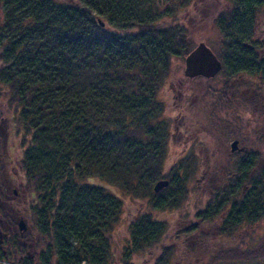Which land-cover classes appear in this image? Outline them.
Wrapping results in <instances>:
<instances>
[{"label": "trees", "instance_id": "trees-1", "mask_svg": "<svg viewBox=\"0 0 264 264\" xmlns=\"http://www.w3.org/2000/svg\"><path fill=\"white\" fill-rule=\"evenodd\" d=\"M192 1L0 0V83L30 135L24 155L37 201L32 208L42 217L58 264H129L164 235L162 224L142 214L122 253H114L111 234L123 204L105 187L149 201L156 211L175 208L186 196L182 164L164 172L169 125L159 95L171 59L192 49L187 29L177 23L178 11ZM228 1L234 10L227 31L218 24L223 38H250L264 0ZM252 163L243 162L207 214L238 194ZM164 176L168 186L154 194ZM94 179L105 187L88 182ZM260 201L251 194L243 214L231 207L229 226L236 229L241 217L256 222ZM162 253L169 258L160 255L155 264H171L172 252ZM211 256L209 264L234 259L226 250Z\"/></svg>", "mask_w": 264, "mask_h": 264}, {"label": "rangeland", "instance_id": "rangeland-1", "mask_svg": "<svg viewBox=\"0 0 264 264\" xmlns=\"http://www.w3.org/2000/svg\"><path fill=\"white\" fill-rule=\"evenodd\" d=\"M228 2V0H194L189 3L188 7H183L178 11L177 23L187 29V37L185 39L189 41L187 43L190 44V48L203 41L205 45L207 44L206 46L211 47L219 59L222 57L223 46L221 40L224 38L218 28V24L221 23L223 25L224 31H227L230 26L229 21L231 18H229L228 13L231 12L233 7H230ZM256 10L252 20L254 21V18H256L259 24L253 26L251 38L256 37L262 40L264 39V6L256 8ZM220 19L225 22H220ZM238 23L240 24V21ZM2 47L0 43V49ZM184 58L171 59V73H169L172 75L170 76L171 79L175 81L183 80ZM170 77L166 79V85H164L163 89L161 88L163 90L162 101L165 100L166 102H164L167 106L165 117L169 125V140L164 172L168 173L179 164H182L181 167L183 169L179 175L182 178L184 177L187 182V194L175 208L156 211L152 209L149 201H137L131 197L124 196L114 188L105 187L95 179L89 180L88 182L92 184L105 187L122 200L123 208L120 221L111 234L112 251L116 254L122 253L121 251L130 241V229L133 222L137 221L140 215L145 214L151 222L162 224L165 232L155 246L134 256L129 264H155V260L160 255L166 261L169 255L162 252H172L171 264H209L211 255L220 250H226L234 258L221 264H264V136L262 135L258 140L260 156L257 159L260 160L252 161L251 169L242 178L243 182L238 194L231 196L227 203H224V207L219 208L215 215L207 214L206 212L213 207L214 197L224 195V189L229 187L230 177L232 174L236 175L240 161L234 159L230 161L227 159L213 160L214 157L211 155L221 152L216 157L225 158L223 154L225 146L222 147L220 130L223 127L224 119L228 118L221 110L219 98L216 99L211 92L212 90H182L187 99L186 104H189L196 96L197 102L194 103L192 109L188 107L185 111L180 109L176 113L177 119L180 118L178 113L183 114L182 117H185V122L179 120L178 123L177 120V125L182 126L180 133L176 131V124L171 121L172 104L168 100L169 96L172 95L171 90L167 87V81ZM186 82L184 81L183 86H186ZM159 96L161 97V93ZM9 97L10 90H8L7 86L0 83V119L2 118L6 121L7 124L5 125L8 128L14 129L13 133L10 134V142L24 147L27 138H24V134L21 132H24V130L22 124L17 120L16 106L13 103H9ZM176 104L177 100H175V107ZM243 105H235L232 102L229 108L236 112ZM17 126L20 127V130H17ZM185 130L188 133L184 135L182 140L180 135ZM244 132L245 129L241 131V134ZM244 136L248 137L245 133ZM255 141H251V143L254 142L252 144L253 147H256ZM184 149L187 150V155L181 159L180 156L185 151ZM191 155L198 156L201 160H191ZM159 181L168 180L164 176ZM258 184H260V187H258ZM253 187L255 190H253ZM253 193L259 196L261 200L259 204L262 209V212L255 216L256 222L254 220L252 223L250 219L247 221L244 217H241L237 221V226L233 230L232 236H224L223 222L225 218H228L227 222H229V218L231 219L229 217L231 215V207L235 206V212L243 214V202L248 200ZM222 202L223 200L219 201L216 206L221 205ZM200 233L201 236H199ZM205 233L207 236L212 237L211 244L209 242L204 243L206 239L204 237Z\"/></svg>", "mask_w": 264, "mask_h": 264}, {"label": "flooded vegetation", "instance_id": "flooded-vegetation-1", "mask_svg": "<svg viewBox=\"0 0 264 264\" xmlns=\"http://www.w3.org/2000/svg\"><path fill=\"white\" fill-rule=\"evenodd\" d=\"M233 10L234 8L231 11ZM243 21L244 19H240V23H243ZM254 21L255 26H257L259 23H257L256 18H254ZM221 42L223 51L220 59L211 47L207 46L220 62V70L213 77L203 74L190 76L185 68V59L187 57L185 56L183 59V80L175 81L171 79L170 76L172 75L169 74L170 79L167 81V87L171 90L172 95L169 96L168 100L172 104L171 121L175 122V127H177L175 129L180 133L182 125H177V120L178 123L179 120L185 122V117H182L183 114L178 113L180 118L177 119L176 113L180 109L182 111H185L188 107L192 109L194 103L197 102L196 96L189 104H186L187 99L182 90H212L211 92L216 99L219 98L220 108L228 118L224 119L223 127L220 130L222 147L225 146V152L223 153L225 158L216 157L221 152L211 155L214 157L213 160L227 159L230 161L234 159L240 161L237 169L239 171L242 170V162L260 160L257 159L260 156L258 140L260 139L259 137L264 136V39L250 37L246 39H223ZM195 46L197 44L192 49ZM184 81H187L186 86H183ZM164 85L166 84H163L162 89ZM162 91H160L161 97L159 96L161 101ZM175 100H177L176 107L174 105ZM164 101L162 102L165 105L166 101ZM232 102L235 105L244 104L241 107L242 111L241 108L236 112L230 110L229 107ZM165 111H167L166 105ZM5 124H7L6 121L1 118L0 264H58V255L54 251L50 239L43 233V227L40 226L42 217H37V209L32 208L37 204V201L35 199L34 202L32 201V184L31 186L28 184L24 155V152L31 144L30 135L28 136L21 131L24 134V138L29 140L24 147L19 144H13L10 142V134L13 133L14 129L8 128ZM243 129H245L244 133L248 137H245L244 133L241 134ZM17 130H20V127L17 126ZM187 133L188 131L185 130L180 135V138L182 137L183 140L184 135ZM254 140H256V147L252 146L254 142L251 143ZM234 142H236V146L233 148L232 143ZM184 150L180 156L181 159L187 155V150ZM191 157V160H201L198 156L191 155ZM227 219L225 218L223 222V231L224 236L229 237L232 236L234 229L229 226ZM45 220L52 222L51 217H47ZM52 227L51 224L48 225L49 230ZM199 236H201V233ZM204 237H206L204 243H212V237L207 236L206 233Z\"/></svg>", "mask_w": 264, "mask_h": 264}, {"label": "water", "instance_id": "water-1", "mask_svg": "<svg viewBox=\"0 0 264 264\" xmlns=\"http://www.w3.org/2000/svg\"><path fill=\"white\" fill-rule=\"evenodd\" d=\"M98 24L103 27L104 23L98 21ZM185 68L187 73L191 75L203 74L208 77H213L221 68L220 62L210 49L204 44H198L186 57ZM236 146V142L232 143V147ZM168 186V181H159L154 187V193H159L162 189Z\"/></svg>", "mask_w": 264, "mask_h": 264}]
</instances>
